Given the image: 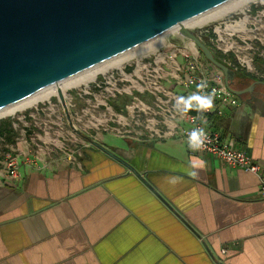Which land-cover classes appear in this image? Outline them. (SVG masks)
I'll return each mask as SVG.
<instances>
[{
	"label": "crops",
	"instance_id": "obj_1",
	"mask_svg": "<svg viewBox=\"0 0 264 264\" xmlns=\"http://www.w3.org/2000/svg\"><path fill=\"white\" fill-rule=\"evenodd\" d=\"M256 66L236 71V90L255 85L239 106L207 120L264 172V62ZM26 120L0 123V161L20 163L18 178L0 179V264H264L256 175L190 156L178 137L152 138L136 116L132 134L96 140L136 173L92 143L73 160H46L17 137Z\"/></svg>",
	"mask_w": 264,
	"mask_h": 264
},
{
	"label": "water",
	"instance_id": "obj_2",
	"mask_svg": "<svg viewBox=\"0 0 264 264\" xmlns=\"http://www.w3.org/2000/svg\"><path fill=\"white\" fill-rule=\"evenodd\" d=\"M229 1L0 0V110L175 29L170 42H192L223 73L228 89L241 97L255 85L236 90V70L214 56L198 31L185 26ZM57 98L70 127L81 134L61 90ZM86 139L135 172L125 160Z\"/></svg>",
	"mask_w": 264,
	"mask_h": 264
},
{
	"label": "rangeland",
	"instance_id": "obj_3",
	"mask_svg": "<svg viewBox=\"0 0 264 264\" xmlns=\"http://www.w3.org/2000/svg\"><path fill=\"white\" fill-rule=\"evenodd\" d=\"M230 27H238V29L229 31ZM240 27L244 29L240 30ZM189 28L199 32L201 41L210 45L213 53L222 56L226 62L232 63L240 70L249 71L239 65L237 56L242 60H249L253 72L258 71L257 64L264 62V4L260 1L248 4L242 13H231L216 22ZM169 36L163 40V44L159 48L132 60L130 63H125L117 70L111 69L106 74L102 73L104 75L97 76L93 81L88 82L87 86L67 91L66 104H68L69 116L75 130L81 134L70 127L57 97H52L48 101L18 112L16 115L3 117L0 123L27 116L26 122L24 121V124L20 125L17 130V137L20 136L19 134L25 135L26 133L29 148L41 151V157L46 160L67 159L79 147L89 144L87 137L96 141L104 134L120 135V131H132L135 120L131 117L135 105H137V109L134 114L138 117L139 123L136 127L145 130L148 116L140 111L143 109L141 103L157 110L154 97H151L147 90L145 91L141 79L139 80L137 77H128L127 82L117 81V83L111 80V77L114 74L117 78L121 72L125 73L123 76H130L137 69L138 62L142 63L153 59V55L168 43ZM187 45L197 55L196 51L198 50L194 44L188 42ZM200 58L207 63L208 70L211 72L216 70L205 57L201 56ZM138 75L144 74L138 73ZM137 80L140 84L135 82ZM99 82H103L102 89L95 86ZM135 86L141 90L144 88V90L139 92ZM29 114L32 117H28Z\"/></svg>",
	"mask_w": 264,
	"mask_h": 264
},
{
	"label": "built area",
	"instance_id": "obj_4",
	"mask_svg": "<svg viewBox=\"0 0 264 264\" xmlns=\"http://www.w3.org/2000/svg\"><path fill=\"white\" fill-rule=\"evenodd\" d=\"M171 36H169L170 38ZM196 48V47H195ZM197 50V49H196ZM197 55L186 46H179L171 43L170 40L157 53L153 55V59L145 62H138L137 69L128 76L121 72L119 77L115 75L111 80L128 81V77H137L143 83L145 91L147 90L151 97H154L157 103V110L152 109L150 106L143 105L142 111L145 116H148L145 127L149 131L152 138L166 139L169 137H178L187 145L189 155H209L217 159H221L227 166L231 168H240L246 172L256 175L259 179V193L260 197L264 199V172L259 164L245 152L233 147L223 140V135L220 131H216L209 127L208 118H219L226 115L229 108L239 106V98L231 92L227 84H225L224 75L221 71L215 70L211 72L207 68V63L201 60L199 51ZM227 53V52H226ZM146 57V56H145ZM239 65L251 70V63L247 59H241L239 56ZM228 62V66H231ZM236 67V66H235ZM237 69V67H236ZM126 70V68H125ZM139 74H144L139 76ZM138 84H140L137 81ZM200 82H206L207 87L202 90L201 94L214 93V107L207 112H197L195 109L188 111L181 115L176 112L174 104L178 96H187L196 92V85ZM103 82L95 85L101 88ZM184 88L185 93L177 92V89ZM135 88L142 92L144 90ZM120 93L121 90L119 89ZM125 91V90H123ZM137 105L134 106L133 116L135 119V110ZM136 118H138L136 116ZM182 121L183 126L179 123ZM169 122L172 126L169 127ZM139 125V123H138ZM197 127H202L205 130L207 139L201 149L192 151L188 146V134ZM129 131H120V135L130 134ZM74 154H70L68 160L74 159ZM32 163L37 164L33 161ZM20 163L17 157L9 155L3 161H0V179L1 178H18ZM225 252V251H223Z\"/></svg>",
	"mask_w": 264,
	"mask_h": 264
},
{
	"label": "bare ground",
	"instance_id": "obj_5",
	"mask_svg": "<svg viewBox=\"0 0 264 264\" xmlns=\"http://www.w3.org/2000/svg\"><path fill=\"white\" fill-rule=\"evenodd\" d=\"M258 1L264 4V0H230L228 3L216 7L214 10L202 14L200 17L188 21L185 26L201 27L202 25H206L210 22H216L217 20L222 19L230 15L231 13H242L244 8L248 4ZM237 29L238 27H230L228 30L235 31ZM239 29L243 30L244 28L240 27ZM176 31L177 30L175 29L173 32ZM173 32L171 31L159 35V37L145 42L144 45L130 49V51L117 55L110 60L102 62V64L89 68L87 71L76 74L74 77L60 82V84L47 87L44 90L31 95V97H28L26 99L18 101L16 104L3 108L2 110H0V121L1 119H3V117L16 115L18 114V112L31 109L39 103L48 101L52 97H57L60 90L66 97L68 90L80 88L81 86L89 84L88 82L93 81L102 73L106 74L110 72L111 69L117 70L125 63H130L132 60H135L141 56H144L146 53L159 48V46L163 44V40Z\"/></svg>",
	"mask_w": 264,
	"mask_h": 264
},
{
	"label": "clouds",
	"instance_id": "obj_6",
	"mask_svg": "<svg viewBox=\"0 0 264 264\" xmlns=\"http://www.w3.org/2000/svg\"><path fill=\"white\" fill-rule=\"evenodd\" d=\"M206 87V82H200L196 85V92L187 96H178L174 104L176 112L183 115L193 109L197 112H207L212 110L214 107V93L201 94L202 90ZM206 139L207 136L204 128H194L188 134V146L192 151H197L203 147Z\"/></svg>",
	"mask_w": 264,
	"mask_h": 264
},
{
	"label": "trees",
	"instance_id": "obj_7",
	"mask_svg": "<svg viewBox=\"0 0 264 264\" xmlns=\"http://www.w3.org/2000/svg\"><path fill=\"white\" fill-rule=\"evenodd\" d=\"M208 46L211 48L210 45H208ZM199 53H200V56H203V55L201 54V52H199ZM214 56H215L219 61H221L222 63H224L225 65L228 66V63L224 60V58H223L222 56H220V55H218V54H216V53H214ZM203 57H204V56H203ZM229 67H230L231 70L234 69V70L237 71L235 65L232 64V65L229 66Z\"/></svg>",
	"mask_w": 264,
	"mask_h": 264
},
{
	"label": "flooded vegetation",
	"instance_id": "obj_8",
	"mask_svg": "<svg viewBox=\"0 0 264 264\" xmlns=\"http://www.w3.org/2000/svg\"><path fill=\"white\" fill-rule=\"evenodd\" d=\"M237 70H239V69L237 68Z\"/></svg>",
	"mask_w": 264,
	"mask_h": 264
}]
</instances>
